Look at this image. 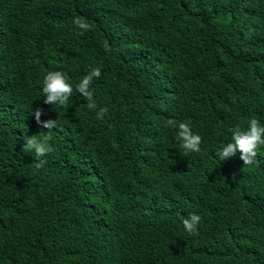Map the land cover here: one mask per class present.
<instances>
[{"label":"trees","instance_id":"trees-1","mask_svg":"<svg viewBox=\"0 0 264 264\" xmlns=\"http://www.w3.org/2000/svg\"><path fill=\"white\" fill-rule=\"evenodd\" d=\"M50 71L64 105L44 103ZM263 91L264 0H0V264H264V145L251 165L220 157L264 125ZM36 109L57 121L39 158Z\"/></svg>","mask_w":264,"mask_h":264},{"label":"clouds","instance_id":"clouds-1","mask_svg":"<svg viewBox=\"0 0 264 264\" xmlns=\"http://www.w3.org/2000/svg\"><path fill=\"white\" fill-rule=\"evenodd\" d=\"M73 23L82 30H88L89 24L84 21L82 17H75ZM83 34V31L80 33ZM101 71L99 68H93L91 71L82 78L77 85V91L80 92L89 101L93 100V93L89 90L90 85L94 78H99ZM67 74L61 71H50L44 78L43 93L46 96L44 100L48 105H64L67 103L72 94V86L67 82ZM89 109H95V103L87 105ZM42 109H36L34 112L37 123L42 124L43 128L48 129L47 133L41 132L39 135L28 136L24 141V151H34L36 157H43L53 151L49 141L52 139V129L57 128L56 120H48L41 122L40 117ZM108 112V109L101 108L97 113V118L102 119ZM168 125L177 129V138L182 141L181 147L188 152H199L200 144L202 142L199 135L193 134L189 125L185 122H176L168 120ZM264 145V125H261L255 117L249 120L246 130H241L239 127L233 130L231 142L225 144L220 151L221 160L235 156L237 151L240 152V159L244 165H251L254 163L258 146ZM45 161H39L35 167L41 168ZM201 217L197 214H190L183 220L185 230L191 234H198L197 226Z\"/></svg>","mask_w":264,"mask_h":264},{"label":"bare ground","instance_id":"bare-ground-1","mask_svg":"<svg viewBox=\"0 0 264 264\" xmlns=\"http://www.w3.org/2000/svg\"><path fill=\"white\" fill-rule=\"evenodd\" d=\"M192 4V3H191ZM63 5V4H62ZM70 10V9H69ZM188 10V9H187ZM192 11V10H191ZM58 13H59V11H58ZM159 18V17H158ZM192 18V17H191ZM64 24V23H63ZM238 58V57H237ZM228 61V60H227ZM72 63V62H71ZM238 63H239V61H238ZM66 64V63H65ZM72 70V69H71ZM68 76H69V74H68ZM79 76V75H78ZM73 78V77H72ZM74 81V80H73ZM68 82H69V80H68ZM72 82V81H71ZM75 82V81H74ZM91 90V89H90ZM76 92V91H75ZM264 92V91H263ZM262 93V92H261ZM74 97V96H73ZM75 98V97H74ZM69 104H67V106H68ZM85 111V110H84ZM7 113V112H6ZM71 114V113H70ZM89 117V116H88ZM92 117H93V115H92ZM93 119V118H92ZM95 122V121H94ZM99 125V124H98ZM109 127V126H108ZM97 129V128H96ZM95 130V129H94ZM119 134V133H118ZM94 135V134H93ZM114 135H116V134H114ZM124 138V137H123ZM97 144V143H96ZM120 150V149H119ZM58 155V154H57ZM126 155V154H125ZM127 156H128V154H127ZM122 158V157H121ZM148 158V157H147ZM26 160V159H25ZM121 161V160H120ZM28 162V161H27ZM147 162V161H146ZM175 166V165H174ZM122 168V167H121ZM91 172V171H90ZM116 174V173H115ZM162 177V176H161ZM108 203V202H107ZM89 206V205H88ZM143 228V227H142ZM167 247V246H166ZM204 253V252H203ZM202 253V254H203ZM215 254V253H214ZM186 256V255H185ZM219 256V255H218ZM216 259V258H215ZM238 262V261H237Z\"/></svg>","mask_w":264,"mask_h":264}]
</instances>
